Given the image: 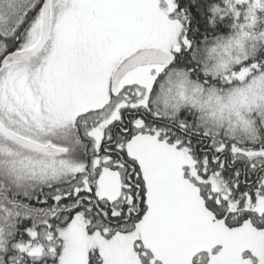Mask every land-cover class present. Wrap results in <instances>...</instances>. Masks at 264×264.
Listing matches in <instances>:
<instances>
[{
  "label": "snow or ice",
  "instance_id": "6c2138e0",
  "mask_svg": "<svg viewBox=\"0 0 264 264\" xmlns=\"http://www.w3.org/2000/svg\"><path fill=\"white\" fill-rule=\"evenodd\" d=\"M0 264H264V0H0Z\"/></svg>",
  "mask_w": 264,
  "mask_h": 264
}]
</instances>
